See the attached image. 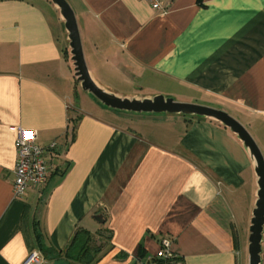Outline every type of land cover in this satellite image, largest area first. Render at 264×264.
<instances>
[{
  "label": "crops",
  "instance_id": "1",
  "mask_svg": "<svg viewBox=\"0 0 264 264\" xmlns=\"http://www.w3.org/2000/svg\"><path fill=\"white\" fill-rule=\"evenodd\" d=\"M66 0L94 82L223 110L264 158V0ZM48 0H0V264H144L168 239L177 264H244L252 162L218 122L105 108L81 90ZM54 149L40 191L14 198L17 130ZM101 216L102 224L95 218ZM77 229L94 261L64 257ZM45 249L43 256L36 235ZM264 264V234L262 243ZM241 252L239 263L237 253Z\"/></svg>",
  "mask_w": 264,
  "mask_h": 264
},
{
  "label": "water",
  "instance_id": "2",
  "mask_svg": "<svg viewBox=\"0 0 264 264\" xmlns=\"http://www.w3.org/2000/svg\"><path fill=\"white\" fill-rule=\"evenodd\" d=\"M59 12L67 34L70 61L74 77L82 91L91 95L105 108L134 114H169L209 119L218 122L236 136L248 154L256 175V199L251 214L248 236V264H262L264 234V158L256 142L246 128L223 110L177 102L172 98L157 95L152 98H121L98 86L86 65L81 38L74 12L66 0H48ZM102 224L101 216L95 218Z\"/></svg>",
  "mask_w": 264,
  "mask_h": 264
},
{
  "label": "built area",
  "instance_id": "3",
  "mask_svg": "<svg viewBox=\"0 0 264 264\" xmlns=\"http://www.w3.org/2000/svg\"><path fill=\"white\" fill-rule=\"evenodd\" d=\"M152 10L160 15L166 13V6L162 0H146ZM37 134L30 130H17L16 163L12 192L14 198H21L29 191L40 192L47 184L51 169L44 159L47 151L53 150L55 144L43 148L36 143ZM38 252L29 254L22 264H41ZM144 264H177L176 255L172 250V243L168 239L160 242L159 250L155 256Z\"/></svg>",
  "mask_w": 264,
  "mask_h": 264
},
{
  "label": "trees",
  "instance_id": "4",
  "mask_svg": "<svg viewBox=\"0 0 264 264\" xmlns=\"http://www.w3.org/2000/svg\"><path fill=\"white\" fill-rule=\"evenodd\" d=\"M37 239V248L42 253L43 256L50 255L54 252L61 254L51 249H45L42 241H40L39 234L36 235ZM100 244L96 245L95 236L90 234L88 231L83 229H77L69 243L68 246L63 252V256L73 261L92 262L94 261L95 256L101 251Z\"/></svg>",
  "mask_w": 264,
  "mask_h": 264
},
{
  "label": "rangeland",
  "instance_id": "5",
  "mask_svg": "<svg viewBox=\"0 0 264 264\" xmlns=\"http://www.w3.org/2000/svg\"><path fill=\"white\" fill-rule=\"evenodd\" d=\"M164 96V95H163ZM248 236H249V226H248V231H247V235L244 239V246H243V254H244V264H248V255H247V246H248ZM242 254L239 251L237 253V258H238V262L240 263L242 260Z\"/></svg>",
  "mask_w": 264,
  "mask_h": 264
}]
</instances>
